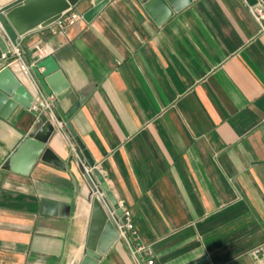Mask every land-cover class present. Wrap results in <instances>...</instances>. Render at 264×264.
<instances>
[{
    "label": "crops",
    "instance_id": "obj_1",
    "mask_svg": "<svg viewBox=\"0 0 264 264\" xmlns=\"http://www.w3.org/2000/svg\"><path fill=\"white\" fill-rule=\"evenodd\" d=\"M21 1L0 0V9ZM93 3L73 10L83 16ZM52 28L18 43L28 62L36 43L48 47L56 112L130 210L155 264H254L250 252L264 244V27L246 1L192 0L174 11L166 0H108L92 21ZM19 68L10 69L29 88ZM5 107L0 264H81L98 199L84 155L66 123L28 174L13 171L11 155L48 120ZM96 264L138 263L119 237Z\"/></svg>",
    "mask_w": 264,
    "mask_h": 264
},
{
    "label": "water",
    "instance_id": "obj_2",
    "mask_svg": "<svg viewBox=\"0 0 264 264\" xmlns=\"http://www.w3.org/2000/svg\"><path fill=\"white\" fill-rule=\"evenodd\" d=\"M79 1L80 0H22L21 3L10 9H0V60L3 58V55L9 56L10 47L17 44L19 36H23L38 27L51 25L63 12L74 8ZM166 1L170 4L172 10L179 11L189 5L192 0ZM245 1L249 6L257 5L259 2L264 3V0ZM107 3L108 0H94L93 6L83 14V19L87 22L92 21ZM51 63H53V57L50 56L45 58L37 63L33 68V72L38 78L41 86L48 93L56 94L57 92L51 87L48 77L58 72V67ZM32 102L33 96L29 88L19 81L9 67H3L0 70V115H2L3 108H6L5 106H7V110L17 105H21L26 109H31ZM2 116H4V113ZM62 118L67 123L69 131L86 160L84 164L81 162L79 164L85 178L90 181L96 177L97 182L107 194L110 202L121 215L122 210L118 207L117 200L97 167L96 161L90 155L80 136L77 135L72 124L68 122L69 117L62 115ZM54 131L55 127L50 121L45 122L40 128L32 131L30 136L27 137L16 152L11 155L9 159L11 169L22 174H28ZM19 159L24 161V167L15 168L14 165ZM92 205L90 239L86 255L81 264H96L100 257L119 239L118 230L102 203L98 199H94ZM100 231L102 234L98 237L97 233L99 235Z\"/></svg>",
    "mask_w": 264,
    "mask_h": 264
},
{
    "label": "built area",
    "instance_id": "obj_3",
    "mask_svg": "<svg viewBox=\"0 0 264 264\" xmlns=\"http://www.w3.org/2000/svg\"><path fill=\"white\" fill-rule=\"evenodd\" d=\"M250 11L256 18V20L263 26L264 22V8L262 6H250ZM82 19V15L75 10L69 9L63 12L59 18L49 26H52L53 32H63L69 26L74 25L77 21ZM264 27V26H263ZM50 55L48 47L42 43H36L31 50V61L26 60L24 50L20 47L18 41L16 45L10 47L9 56L3 55L1 60L5 61L4 67L13 69L14 67H20L24 77L29 84V90L33 96V102L31 110L36 113L38 120L47 119L54 127L59 130L66 131V122L62 120L56 112V95L54 93H48L40 84L38 78L33 72V68L38 62L47 58ZM14 70V69H13ZM67 133V132H66ZM68 134V133H67ZM70 146L73 151L79 155L77 147L72 141L69 134L67 135ZM82 164L83 160L80 158ZM93 194L101 201L102 205L106 209L109 217L113 221L116 229L118 230L119 237L126 239L132 245V254L138 264L143 260V264H155V257L152 248L149 244H146L140 240L138 231L136 230L130 210L125 207L123 201H117L118 207L122 210V214L118 213V210L112 205L107 194L102 189L101 185L96 179H91ZM135 238L134 242L131 241V236ZM250 257L254 264H264V244L256 247L250 252Z\"/></svg>",
    "mask_w": 264,
    "mask_h": 264
}]
</instances>
